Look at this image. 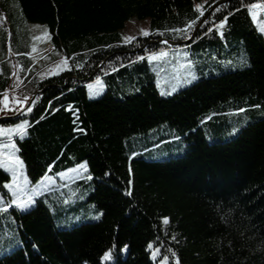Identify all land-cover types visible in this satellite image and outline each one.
<instances>
[{
	"label": "trees",
	"instance_id": "1",
	"mask_svg": "<svg viewBox=\"0 0 264 264\" xmlns=\"http://www.w3.org/2000/svg\"><path fill=\"white\" fill-rule=\"evenodd\" d=\"M12 2L23 27L48 25L70 70L42 75L29 46L16 45L13 36L0 45V116L15 115L53 84L36 96L31 112L0 124L28 118L27 136L9 139L32 185L46 172L56 178L34 210L6 213L21 243L0 264H164L165 257L167 264H264V33L247 10L257 0H0V9ZM216 3L196 35L201 39L177 47L191 49L194 60L212 58L223 70L161 96L156 70L136 58L171 47L127 51L160 37L187 40L170 30L197 25L202 17L195 6L205 15ZM229 12L223 38L205 35ZM132 17L150 18L154 34L125 42L121 30ZM97 77L105 91L89 99L87 85ZM240 108L248 111L237 115ZM177 135L185 150L158 155ZM84 161L91 181L58 175ZM10 178L0 169V186ZM72 191L87 193L83 203L101 210L100 218L58 226L53 207ZM105 252L111 259H102Z\"/></svg>",
	"mask_w": 264,
	"mask_h": 264
},
{
	"label": "rangeland",
	"instance_id": "2",
	"mask_svg": "<svg viewBox=\"0 0 264 264\" xmlns=\"http://www.w3.org/2000/svg\"><path fill=\"white\" fill-rule=\"evenodd\" d=\"M207 1L208 0H204V2ZM8 6L4 5L3 8L0 9V45L5 41L6 38L13 36L16 45L21 46L25 44V46H29L32 50L35 49L32 52V55H35L34 67L36 69H40L42 67V75L52 74L56 72L58 68H65L66 59L63 57L60 51L55 49L52 43L48 25L40 22H29L23 27L21 25L22 14L20 12L19 6L15 4V2L10 3ZM258 20L264 21V12H261ZM142 29L151 31L150 18L140 19L137 17H132L126 22V26L121 30V34L123 38L143 36L141 33ZM37 37L43 38L36 39ZM182 48L183 47H171L170 50L165 51L168 53V56L164 60L160 61L159 63L151 64L157 72V83L160 92L171 91L173 87L178 86L179 81L176 77L179 76L183 78L187 76L188 71L194 72L198 77H200L202 74L218 73L223 70L224 66L217 67V61L213 62L212 58L194 60L191 58L192 50ZM187 60H191L194 66L191 69L180 67L181 65L185 64ZM89 84H92L93 89L102 91V94L105 91V84L102 79L95 80L88 83V85ZM180 88L182 87H179V89ZM88 91L90 90L88 89ZM24 120L29 121L28 118H22L9 124H0V127H3L5 129L14 127L17 124H22ZM233 133L235 132H232L231 134ZM14 135H16L15 132L11 134V136ZM229 135L226 137H229ZM176 137H179V139H176ZM176 137L172 139V142L170 144L171 147H165V151L159 153L158 155H175L178 152L184 151L186 142L182 139L181 136L177 135ZM212 138L213 137L210 136V139ZM0 142H3L5 144L9 142L15 143L14 140L9 139V136L7 134L0 136ZM166 145L168 144H165L164 146ZM11 151V148H0V153L6 154ZM16 155L18 154L16 153ZM23 168L24 173L26 174L25 164L23 165ZM48 175L54 177V175L52 174ZM61 178L64 179V177ZM62 193L64 194L65 192ZM87 196V193L83 194L77 191H72V193L70 192L69 194H67L62 206L53 207V211L54 213H56V224L58 226L71 227L72 225L85 221L97 220L94 217L100 215L102 212L94 205H91L89 207L83 203V200H85ZM67 210L70 211V213L69 215L64 216ZM2 215H4V229L2 230L3 232L0 231V256L21 243L20 237L8 224L6 218L8 215L6 213H2ZM5 243L8 244L6 245ZM167 262V259L164 260V264H167Z\"/></svg>",
	"mask_w": 264,
	"mask_h": 264
},
{
	"label": "snow or ice",
	"instance_id": "3",
	"mask_svg": "<svg viewBox=\"0 0 264 264\" xmlns=\"http://www.w3.org/2000/svg\"><path fill=\"white\" fill-rule=\"evenodd\" d=\"M244 5L242 4V7ZM223 7H227V5H222L221 7H217L215 9L216 12H220ZM240 9H236V11H239ZM248 15L251 17L252 22L256 25L259 32L264 33V21L258 20V17L260 16L261 12H264V2H261V0H257L255 3H251L247 5ZM195 11L199 12V17L204 16V10L202 5H196ZM232 12H229L227 16H224L222 20H219L218 23L214 22L211 27H209L205 33V35H208L210 33H215L223 38L224 36V29L227 25L228 16L232 15ZM202 23H208V20L205 19L202 21ZM196 25V20H193L188 23V25L184 29H171L170 31L177 32L181 34L182 38L185 39H193L191 36V32ZM141 33L145 37H149L150 35H153L154 33L148 31V30H141ZM157 35H163V33H155ZM43 37H37L36 39H42ZM175 38V37H174ZM50 39V37H49ZM125 42L131 43L133 40H135V37H124L123 38ZM195 39H201V37H195ZM161 43L167 44L168 41H161ZM35 50V49H33ZM145 52L147 53L148 50L145 49ZM168 56V53L161 50L159 52L153 51L150 54L143 55V56H137L136 61H144L147 60L149 64L159 63L160 61L164 60ZM134 61V62H136ZM133 62V63H134ZM242 63L247 64V61L244 60ZM128 66H131L128 65ZM193 62L191 60H187L185 64L181 65L180 67L185 69H191L193 67ZM64 70H70L66 68H58L56 72L52 73V75H58L60 71ZM116 69L114 68L113 71ZM179 81L178 86L173 87L171 91H161V96H170L177 92L179 90V87L187 86L193 84L195 81L198 80V76L191 71H188L187 76L181 78L179 76L176 77ZM97 80H99V77H97ZM89 91V99H96L100 95H102V91L93 89L92 84H89L88 86ZM27 97H25V101H27ZM39 97H37V100ZM4 100L7 101V97H4ZM17 103H20L17 101ZM33 104H35V101H33ZM255 108H260L261 105H254ZM31 108L23 109L21 106V109L16 110L14 114H19L20 112H31ZM70 110V109H69ZM248 109L240 108L237 110V115L240 113L247 112ZM4 119L3 116H0V120ZM43 119V117H42ZM206 119H211V116L206 117ZM203 122V121H202ZM39 123V121H37ZM29 127V122L27 120H24L22 124H17L14 127H9L7 129L0 127V136L7 134L9 138L11 137L12 133H16L20 136L21 139H24L25 136H27V128ZM79 131H83V129H79ZM238 131V129H233V132ZM176 139H179V137H176ZM0 148H11L12 151L9 153H0V169H3L5 172L10 173V181H5L3 183L2 187L7 192V199L3 193H0V213H8L10 209L18 210L22 213H27L31 210H34L37 198L38 197H44L46 193H49L51 191H54L55 187V178L52 176H49L47 172L45 175L40 177L34 185L31 184L29 178L24 173V162L23 160L16 155V153L19 151L15 143L9 142L7 144L0 142ZM133 155H136L133 153ZM48 171H51V165L48 166ZM89 172V169L87 167V162L84 161L80 163L75 168L67 170L66 173H59L61 177H66L67 179H86L91 181L93 177L91 175H86ZM129 172L131 173V168L129 169ZM106 176L108 173L105 174ZM129 185H131V180L129 181ZM125 194H130V192H126ZM102 215V214H100ZM100 215H97L94 217L95 219H99ZM164 223L168 222V218H163ZM126 247V246H125ZM149 248H152V245L149 244ZM159 253V249H155L154 255ZM112 257L111 252H105L104 256L102 257L103 260H109ZM167 259V257H165Z\"/></svg>",
	"mask_w": 264,
	"mask_h": 264
},
{
	"label": "water",
	"instance_id": "4",
	"mask_svg": "<svg viewBox=\"0 0 264 264\" xmlns=\"http://www.w3.org/2000/svg\"><path fill=\"white\" fill-rule=\"evenodd\" d=\"M219 3H216L208 12H206V14L199 20V22L197 23V25L195 26L194 30H193V33L191 34V36L193 37V39H187V40H183V41H180V40H171L169 38H166V37H160V38H157V39H151V40H148L147 42L144 43L143 46H141L140 48L136 49V50H130V51H127V52H130V53H135V52H140V51H143L147 46L151 45V44H158V45H165V46H169V47H177V46H182V45H187V44H190L194 38L196 37L197 33L199 32V29L201 27V25L203 24L202 21L205 20L209 15L210 13L212 12V10L218 5ZM167 40L168 43L167 44H164V43H161V41H165ZM119 51H115L114 53L106 56L101 62L100 64L97 66V68L95 69L93 75H95L102 67L103 65L106 63V61L115 53H117ZM70 79V77H67L66 78V82ZM90 80V79H89ZM53 84H48L46 85L43 89L37 91L33 97L30 99V101L28 102V104L23 108V109H27V108H30V106L32 105L33 101L35 100L36 96L40 93H42L47 87L51 86ZM21 113V112H20ZM19 113V114H20ZM19 114H15V115H9V116H5L4 118H12V117H16L18 116Z\"/></svg>",
	"mask_w": 264,
	"mask_h": 264
}]
</instances>
